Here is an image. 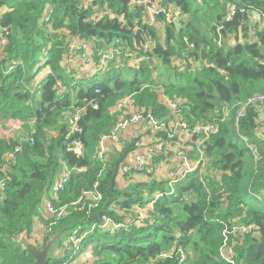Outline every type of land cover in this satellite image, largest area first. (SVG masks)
Returning a JSON list of instances; mask_svg holds the SVG:
<instances>
[{"label":"trees","instance_id":"1","mask_svg":"<svg viewBox=\"0 0 264 264\" xmlns=\"http://www.w3.org/2000/svg\"><path fill=\"white\" fill-rule=\"evenodd\" d=\"M96 1L124 14L127 23L109 18L91 22V11L81 8L80 0H0V27L9 30L0 54V123L20 121L22 128L14 136H0V264H34L25 240L42 248L60 233L57 247L63 249L62 236L81 237L106 218L126 226L115 231L96 227L78 249L73 244L70 252L53 251L49 264H77L90 245L98 254L92 264H178L182 249H189L186 264H229L222 256L229 240L224 236L228 224L253 227L234 244L236 260L264 264V136H260L264 110L260 106L250 107L239 126L232 115L209 140L214 147L208 157L219 176H204V184L199 171L187 174L173 194L153 201V209L147 210L148 217L141 223L127 217L135 205L146 207L154 194L165 191L167 179L134 181L120 173L139 137L123 147L122 132L114 142L123 148L108 152L107 165L96 158L101 138L112 132L123 115L111 110L126 96L162 122L180 119L194 125L219 121L225 105L264 93V24L252 20L257 14L264 19V0H163V5L181 10L179 25L161 24L164 37L146 21L143 6ZM221 27L227 32L226 40ZM117 37L136 58L145 56L132 65L127 63L129 56L120 59L134 78H93L85 87L75 65L68 63L69 45L80 38L101 50ZM149 37L154 42L145 49ZM94 58L98 60L96 53ZM157 61L166 66L167 78H159ZM46 67L51 72L35 84ZM59 81L63 90L57 87ZM164 96L175 99V110ZM78 108L83 109L78 121L81 131L71 132L67 112ZM243 136L252 137L251 143L258 146L257 159ZM78 140L83 155L74 152ZM61 160L85 171L73 173L59 195L60 205L97 182L103 199L90 212L72 208L50 234L36 236L38 221L49 224L43 215L44 200L60 172ZM174 245V254L164 256Z\"/></svg>","mask_w":264,"mask_h":264},{"label":"built area","instance_id":"2","mask_svg":"<svg viewBox=\"0 0 264 264\" xmlns=\"http://www.w3.org/2000/svg\"><path fill=\"white\" fill-rule=\"evenodd\" d=\"M131 5L143 6L146 12V21L151 25L165 26L167 23L176 24L179 22L181 16L180 8L173 7L169 8V5H163V0H130ZM80 6L84 10L91 11L89 21L96 22L102 19H116L119 22L126 24V18L124 14L116 13L113 8L107 2H97L96 0H80ZM46 13V12H45ZM231 13H234V9L231 8ZM1 16V12H0ZM160 16L163 19L160 20ZM184 16V15H183ZM46 21H49L50 17L45 15ZM252 20L254 22H259L264 24V19L257 14ZM254 32V30H253ZM9 30L0 27V51L2 52L4 46L8 42ZM150 42H154L152 37H149L145 49L152 47ZM67 60L69 63H74L78 59L85 63H94V68L90 73L91 77L95 75H106L108 71L114 68L113 65L122 63L121 58L129 56V61H135L139 63L145 56L136 58L134 53H129L128 49L125 50L123 41L121 38L117 37L113 42L99 50L96 48V44L93 43L90 46L86 41L80 38H75L68 48ZM95 53L98 56V60H95ZM128 61V62H129ZM130 65V64H128ZM14 68V65L10 66V70ZM182 70V69H181ZM47 75L46 72L41 74V77L37 78L35 84L42 81L43 76ZM57 87L63 90V85L59 81L57 82ZM96 92H100V87H97ZM165 103L175 110L177 108V103L175 99L163 97ZM95 107L97 104L94 105ZM252 106H260L264 110V93L250 96L249 98L237 102L234 105H225L222 108V116L219 121L213 122H200L194 125L189 124L185 120L174 119L171 123L167 124L162 122L153 113L147 111L145 108H139L134 105L131 96H126L120 99L112 108V112H122L123 116L117 120L116 125L109 135H105L101 138L99 144V152L96 158L99 159L107 165L108 159V149L107 142L117 141L120 137L122 131L126 130L128 127L137 126L140 132L139 136L146 134V132H151L153 134L154 140L151 144L147 145L146 153H139L136 150L130 151L124 163L120 168L121 174H130L134 172L138 175H143L146 177L143 181L147 182L150 178H157L156 173L159 168L168 162L174 163V166L170 168L168 178H167V189L165 191L159 190L154 194L148 206L135 205L133 212H130L127 220L135 223L144 222L147 218V210L153 209L154 200L161 198L163 196H169L176 191V184L178 181L182 180L187 174L199 171L202 175V180L205 184L204 176H209L215 178L218 175V171L210 163L208 157L207 146L209 140L220 132L221 123L227 121L232 115L235 116L236 126H239V120L243 118L247 110ZM83 112L82 108L73 110V112L67 115L66 120L71 132L81 131L78 121ZM260 122L262 123V128L260 130V136H264V113L260 117ZM165 133L167 136L163 138V135L157 137L158 133ZM166 139H172L171 144L168 143ZM243 139L251 148L255 159L259 157V148L256 144L250 143L244 136ZM33 141V138L30 139ZM143 144L142 141H138L137 145L140 147ZM20 148V147H19ZM74 152L78 155L84 154L83 144L78 140L75 142ZM172 152L173 154H171ZM161 158H160V157ZM165 156V157H162ZM14 157V155H12ZM160 158V159H157ZM85 171L84 167H71L67 161L61 160V169L58 173L56 179L54 180L48 195L45 197L44 209L49 218V224L43 226V232L45 234H50L53 227L66 216L71 209L87 211L90 212L92 209L99 206L103 199V194L98 188V182L90 190L84 191L78 198L71 201L70 203L62 204L58 203V198L60 193L64 190L65 186L69 183L71 176L75 172ZM158 179V178H157ZM159 180V179H158ZM128 223V222H127ZM126 226V222L114 221L111 218H106L101 223H94L88 232H85L81 237L75 235L70 236L63 244V249L65 252H70L72 250V245H76L78 249V244L82 239L88 235L91 231L96 230V227H100L103 230L115 231ZM253 227L246 224H228L227 228L224 230V236L227 239H231L233 244L227 240L225 247L223 248L222 256L226 262L229 264H243L236 260V252L234 244L240 241L246 234L251 233ZM239 240V241H237ZM31 242V241H30ZM33 243V242H32ZM35 244V243H34ZM92 245L86 248L82 253H80L77 264H89L90 260L86 257L90 252ZM176 251V245H174L170 250L164 252V256L170 257ZM89 257V255H88ZM94 257V256H93ZM179 261L178 264H186L188 260V254L185 250L179 251Z\"/></svg>","mask_w":264,"mask_h":264},{"label":"crops","instance_id":"3","mask_svg":"<svg viewBox=\"0 0 264 264\" xmlns=\"http://www.w3.org/2000/svg\"><path fill=\"white\" fill-rule=\"evenodd\" d=\"M168 7L169 8H173L174 5L173 4H169ZM229 9H230V7H229ZM176 24L179 25L178 22H176ZM157 27L160 30V36L164 37V32H163L162 27L161 26H157ZM88 44L91 46L90 43H88ZM0 54H1V51H0ZM127 63L129 64V62H127ZM74 68L77 71V75H78L81 83H83V84H85L86 82L89 83L93 78H96L97 76L102 75V74H99V75H95L94 77L90 76V73L92 72V70L94 68V63L93 62L85 63L82 60L78 59ZM43 72L44 71H42L38 75V77H41V74ZM42 79L43 80L45 79V75L43 76ZM20 128H21V122L20 121L9 120V121L4 122V124L0 123V136H14L15 132L18 129H20ZM122 132H123V135L121 136V145L123 147L126 145L127 142H132L133 140H136V136L139 137L138 141L140 140V141L143 142V144L140 147L136 143L131 151L136 150L139 153H146L147 145L151 144L152 141L154 140L153 134L150 131L146 132V134H143L142 136H139L140 132L138 131L137 126H130V127H128L126 130H124ZM263 134H264V128H263ZM122 146H119V142H114V141L110 142V140L107 142V149L109 148L108 152L110 154L113 152V148L114 147H118L119 149H121V148H123ZM173 166H174V163L168 162L166 165L162 166L161 168H159L157 170L156 175L160 172L161 176H163V177H157V176L156 177L159 180L167 179L168 178V174H169V170ZM129 176H130V179H136V180H139V181H143L144 179H146L145 176L135 174L134 172H131L129 174ZM43 213H44L43 214L44 217L47 218L48 215H47V213H46L44 208H43ZM147 217H148V215H147ZM42 233H44L43 232V224L40 221H38L36 226H35V229H34V234L36 236H42L43 235ZM65 241H66V239L64 240V242ZM61 251H62V247H61V249H59V251L57 253H59ZM78 262H79V260H78Z\"/></svg>","mask_w":264,"mask_h":264},{"label":"rangeland","instance_id":"4","mask_svg":"<svg viewBox=\"0 0 264 264\" xmlns=\"http://www.w3.org/2000/svg\"><path fill=\"white\" fill-rule=\"evenodd\" d=\"M254 16H252V18H253ZM129 64L130 65H132V64H134V61H132V60H130L129 61ZM157 70L156 71H158V74L160 75V79L162 80V79H165V78H167V74L169 73L168 72V70H167V68H166V66L162 63V62H160V61H157ZM124 64L123 63H119V64H117V65H115L114 66V68H113V70L110 72V73H108V74H106V75H99V76H97L96 77V81H102L103 79H107V78H114L115 76H117V75H119L120 76V78L121 79H129V80H131V79H133L134 78V75H133V72L132 71H130L129 70V68H123L122 66H123ZM123 69H122V68ZM164 73V74H163ZM161 75H164V77H161ZM140 79H143L144 77H139ZM87 84H88V82H86L85 84H84V86L86 87L87 86ZM72 112H67V115H69V114H71ZM132 126V125H131ZM22 130V128H20V129H18L16 132H20ZM15 132V133H16ZM245 138L247 139V140H250L249 142L251 143V142H253V138L252 137H247V136H245ZM242 145H245L244 144V142L242 141ZM167 164V163H166ZM166 164H164V165H166ZM163 165V166H164ZM157 177H163V176H161V173L159 172L157 175H156ZM128 179H130V178H128ZM133 180H135V181H139V180H136V179H133ZM124 185H127V184H124ZM166 188H167V186H166ZM61 240H65V238H64V236H62L61 238H60ZM57 245H58V242H56L55 243V245H54V248H53V251L54 252H58L59 251V249H61V247H57ZM188 249V248H187ZM189 251V249L186 251L187 252V254L189 253L188 252ZM90 252L92 253V254H89L88 253V255H89V257H88V255L86 256L90 261V263L89 264H92L93 263V260L94 259H96V258H98V254H97V252H96V249H95V247L93 246V247H91V249H90ZM52 254H53V252H52ZM51 254V255H52ZM94 256V257H93Z\"/></svg>","mask_w":264,"mask_h":264},{"label":"water","instance_id":"5","mask_svg":"<svg viewBox=\"0 0 264 264\" xmlns=\"http://www.w3.org/2000/svg\"><path fill=\"white\" fill-rule=\"evenodd\" d=\"M124 4H129L130 0H119ZM231 12V11H230ZM220 31L223 34L224 39H227V32L226 30L221 27ZM152 61V58L150 59ZM136 62V60L134 61ZM213 144L209 143L207 146L208 153H210L213 149ZM60 233L54 234L50 237V239L46 242L44 247L40 248L36 244L25 240L24 247L30 252V254L34 258V264H49V260L51 258V254L53 252V248L55 243L57 242L58 238L60 237Z\"/></svg>","mask_w":264,"mask_h":264},{"label":"bare ground","instance_id":"6","mask_svg":"<svg viewBox=\"0 0 264 264\" xmlns=\"http://www.w3.org/2000/svg\"><path fill=\"white\" fill-rule=\"evenodd\" d=\"M69 51V50H68ZM69 63V62H68ZM70 65H76V60L74 61V63H69ZM42 71H44V72H46V74H49L51 71H50V69L49 68H43V69H41ZM38 78V75H37V77H36V79Z\"/></svg>","mask_w":264,"mask_h":264}]
</instances>
